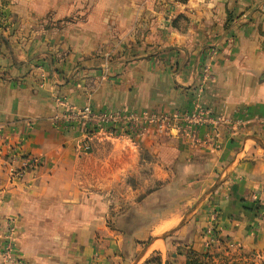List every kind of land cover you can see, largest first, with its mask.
<instances>
[{
  "label": "crops",
  "instance_id": "crops-1",
  "mask_svg": "<svg viewBox=\"0 0 264 264\" xmlns=\"http://www.w3.org/2000/svg\"><path fill=\"white\" fill-rule=\"evenodd\" d=\"M151 1L8 3L0 19V251L11 247V257L22 252L33 264H117L119 247L131 243L120 232L155 237L177 220V194L189 187L190 196L207 192L202 225L215 210L218 244L264 251V0H192L184 5L199 10L187 27L179 13H151ZM57 97L168 114L197 103L229 124L216 136L210 125L194 137L151 126L133 138L99 135L84 151L81 132L57 117ZM109 145L119 153L111 175L99 154ZM11 146L41 158L36 172L9 175ZM121 171L127 196L104 185ZM133 207L151 217L133 219Z\"/></svg>",
  "mask_w": 264,
  "mask_h": 264
},
{
  "label": "rangeland",
  "instance_id": "rangeland-1",
  "mask_svg": "<svg viewBox=\"0 0 264 264\" xmlns=\"http://www.w3.org/2000/svg\"><path fill=\"white\" fill-rule=\"evenodd\" d=\"M10 0H0V19L6 18L8 11V3ZM152 8L148 9L151 13H159L162 12L168 18L175 16L178 14V21L180 22L181 27H187L188 25V16L192 14L195 10H199V8L192 7L190 5L192 0H152ZM186 3H190V5H184ZM7 7V9H6ZM182 8V9H181ZM244 12V11H243ZM245 13V12H244ZM229 14V13H228ZM242 14V13H241ZM241 14H238L240 16ZM229 15H235V12L232 11ZM237 15V14H236ZM179 26V24L177 23ZM0 27L1 24H0ZM209 51L211 54H215V47L210 46ZM107 147V146H106ZM100 157L103 160H107L104 164L103 172L104 174L109 173L111 175V162L114 160V157H118L119 153H114L111 150L110 145L102 150V154ZM125 156H127L125 154ZM125 173L122 171L118 173V176L121 177V180H115L114 184L110 180L106 181L104 185L108 184V188L112 189L114 186H119L120 193L123 196H127L128 187L125 183L126 177H123ZM123 177V178H122ZM118 178V177H117ZM95 183H89V188H94ZM191 186V185H189ZM191 188L185 189L184 192L179 193L183 195L184 200L182 202H178L177 209L178 213L174 215L177 220L172 223L167 229L161 231L160 233L154 236H148L147 231H130L125 230L124 232H120V238L123 240L131 239L130 244L121 245L119 248L120 254L117 264H138V262L143 257L144 253L149 248L150 254L141 264H264V251L259 250H250L245 249L237 242L233 241H221L220 244H215L209 248L200 247L199 235H203V225H202V205L208 202L207 192H203L202 194L196 196H190ZM188 197V198H187ZM188 200H187V199ZM111 201H107L106 203L110 204ZM173 205V204H172ZM169 202V206H172ZM175 205V204H174ZM182 205L181 208H179ZM175 207V206H174ZM137 208L133 207L131 209V215L133 219H142V218H150L151 216L146 213L141 215L140 212H148L147 210H138V214H136ZM148 214V215H147ZM147 216V217H146ZM201 219V220H200ZM134 224H125L127 227H131ZM135 226V225H134ZM174 229L172 232L166 234L164 238H161V235L166 233L167 231ZM156 230V229H155ZM163 239L160 241L158 245L152 244L155 239ZM197 240V241H196ZM124 242V241H121ZM165 243L166 249H163L162 243ZM29 243V242H28ZM163 243V244H164ZM178 243V244H177ZM202 244V243H201ZM11 248V247H10ZM48 248V247H46ZM161 248L163 251H161ZM5 249V248H4ZM2 249L0 253L4 250ZM50 249V248H48ZM54 249V248H52ZM63 252L64 248H59ZM103 249H105L103 247ZM172 252L176 254L172 255ZM2 255V254H1ZM24 255L22 252H16L11 257V250L9 251L8 258L7 255L3 253V260L1 264H33L29 256ZM17 258H20L22 261H17ZM116 260V259H115ZM113 261V264L115 263ZM42 264H53V263H42ZM58 264V263H57ZM62 264V263H60Z\"/></svg>",
  "mask_w": 264,
  "mask_h": 264
},
{
  "label": "built area",
  "instance_id": "built-area-1",
  "mask_svg": "<svg viewBox=\"0 0 264 264\" xmlns=\"http://www.w3.org/2000/svg\"><path fill=\"white\" fill-rule=\"evenodd\" d=\"M55 102L61 111L60 117H57L69 123L71 128H77L83 135L80 148L84 151L90 149V142L99 135L110 137L127 135L133 138L151 126L158 131H165L172 127L179 131L188 130L194 137L199 128L210 125L213 126L214 136H216L219 124H229L227 118L213 115L197 103L191 110L168 114L152 110H94L90 105L76 107L61 97H57ZM5 155L8 158V172L12 177L24 178L26 174L36 172L41 166L39 156L22 152L14 146L9 147ZM216 217L215 210H211L209 221L203 229L202 247L209 248L218 244ZM10 250V247H6L1 252L2 256L4 253L8 258ZM19 260L20 258H17V261Z\"/></svg>",
  "mask_w": 264,
  "mask_h": 264
},
{
  "label": "water",
  "instance_id": "water-1",
  "mask_svg": "<svg viewBox=\"0 0 264 264\" xmlns=\"http://www.w3.org/2000/svg\"><path fill=\"white\" fill-rule=\"evenodd\" d=\"M174 229H171L169 231H167L166 233H164L163 235H161V238H164L166 236V234H168L169 232H172Z\"/></svg>",
  "mask_w": 264,
  "mask_h": 264
}]
</instances>
